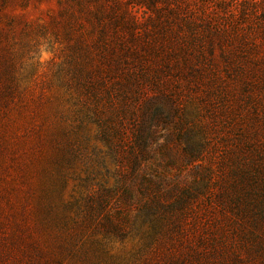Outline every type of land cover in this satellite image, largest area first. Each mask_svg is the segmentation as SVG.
<instances>
[{"label": "rangeland", "instance_id": "374dc122", "mask_svg": "<svg viewBox=\"0 0 264 264\" xmlns=\"http://www.w3.org/2000/svg\"><path fill=\"white\" fill-rule=\"evenodd\" d=\"M103 1L0 6V264H264V0Z\"/></svg>", "mask_w": 264, "mask_h": 264}, {"label": "trees", "instance_id": "16d2710c", "mask_svg": "<svg viewBox=\"0 0 264 264\" xmlns=\"http://www.w3.org/2000/svg\"><path fill=\"white\" fill-rule=\"evenodd\" d=\"M30 0H1L2 7H7L8 5L16 4V5H22L26 6V4ZM58 5V15L54 18V21L56 22V27L58 25H62L65 28L71 27V24L77 22L84 16V15H96L97 19L102 23L105 19L104 16L108 13H111L112 15L115 13V11L112 9V6L110 4H107L103 0H57ZM93 1L97 6L96 8H91V4L89 2ZM245 9V10H244ZM242 10L243 15L248 14L246 9L244 8ZM118 20V19H117ZM80 23V22H79ZM118 28V26L116 27ZM119 34V31H116V35ZM46 194L44 192H39V200L37 201V206L39 208V212L44 213L45 215H48V203L46 201ZM106 200H104L103 204H105ZM103 205V206H104ZM105 220L107 222V225L109 229L119 231L120 226L117 223V218L112 215V213H108L105 217ZM41 229V228H40Z\"/></svg>", "mask_w": 264, "mask_h": 264}]
</instances>
